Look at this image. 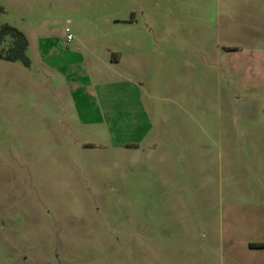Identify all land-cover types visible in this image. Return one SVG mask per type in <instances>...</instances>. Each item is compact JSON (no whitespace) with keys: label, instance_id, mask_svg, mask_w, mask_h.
Returning <instances> with one entry per match:
<instances>
[{"label":"rangeland","instance_id":"1","mask_svg":"<svg viewBox=\"0 0 264 264\" xmlns=\"http://www.w3.org/2000/svg\"><path fill=\"white\" fill-rule=\"evenodd\" d=\"M0 5V264H264V0Z\"/></svg>","mask_w":264,"mask_h":264},{"label":"trees","instance_id":"2","mask_svg":"<svg viewBox=\"0 0 264 264\" xmlns=\"http://www.w3.org/2000/svg\"><path fill=\"white\" fill-rule=\"evenodd\" d=\"M3 11L0 5V12ZM5 35L11 37V42L7 46H0V57L16 60L20 59L25 64L29 63L28 57L25 54L27 40L25 35L16 27L7 22L0 23V41ZM253 245H264V241L253 243Z\"/></svg>","mask_w":264,"mask_h":264},{"label":"crops","instance_id":"3","mask_svg":"<svg viewBox=\"0 0 264 264\" xmlns=\"http://www.w3.org/2000/svg\"><path fill=\"white\" fill-rule=\"evenodd\" d=\"M134 21V20H133ZM113 57V58H112ZM112 57H111V60L112 59H114V60H117V59H119L118 57H116V55H114V54H112ZM93 93H94V87H93ZM94 95H95V93H94Z\"/></svg>","mask_w":264,"mask_h":264},{"label":"built area","instance_id":"4","mask_svg":"<svg viewBox=\"0 0 264 264\" xmlns=\"http://www.w3.org/2000/svg\"><path fill=\"white\" fill-rule=\"evenodd\" d=\"M66 30H68L67 27H66ZM67 37L70 38L71 37V33H67Z\"/></svg>","mask_w":264,"mask_h":264}]
</instances>
